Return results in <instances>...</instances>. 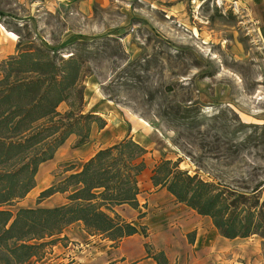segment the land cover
Masks as SVG:
<instances>
[{
	"label": "rangeland",
	"instance_id": "obj_1",
	"mask_svg": "<svg viewBox=\"0 0 264 264\" xmlns=\"http://www.w3.org/2000/svg\"><path fill=\"white\" fill-rule=\"evenodd\" d=\"M59 1L46 7L35 0H0V24L16 41L0 68L3 59L30 46L83 58V110L95 109L108 125L93 123L79 158L130 135L147 149L140 181L161 158L179 159L190 173L253 196L264 212V0ZM5 34L0 28L1 43ZM66 107L61 102L57 109ZM70 140L67 149L79 146L78 135ZM80 159L59 161L53 181L65 168L77 169ZM152 204L166 232L175 235L170 247L178 262L196 237L178 227L196 211L169 193ZM198 216L206 234H220L209 215ZM144 225L147 235L136 236L148 251L160 250L147 239L151 225ZM92 235L69 249L64 236L21 264H139L144 257L136 250L125 259L120 248L128 237L112 244ZM92 239L93 246L79 251ZM223 239L219 250L197 258L189 253L186 264H264L260 233Z\"/></svg>",
	"mask_w": 264,
	"mask_h": 264
},
{
	"label": "trees",
	"instance_id": "obj_2",
	"mask_svg": "<svg viewBox=\"0 0 264 264\" xmlns=\"http://www.w3.org/2000/svg\"><path fill=\"white\" fill-rule=\"evenodd\" d=\"M82 64L83 58L74 52L64 57L41 46L20 48L1 62L0 264H21L41 256L46 246L66 236L61 234L64 227L76 220L87 232L101 234L112 244L136 232L147 235L144 224L115 209L123 203L139 204L138 175L145 168L147 149L130 135L99 147L79 169L37 195L38 201L56 191L66 192L64 203L10 207L35 185L39 164L52 158L70 134L78 135L76 145H81L93 123L105 126L106 120L95 109L83 110ZM61 102L67 106L62 111L57 109ZM150 178L178 201L209 215L222 235L264 237V212L253 196L190 173L179 159L161 158L151 168ZM143 215L145 211L137 214ZM145 249L157 264H169L163 250Z\"/></svg>",
	"mask_w": 264,
	"mask_h": 264
},
{
	"label": "crops",
	"instance_id": "obj_3",
	"mask_svg": "<svg viewBox=\"0 0 264 264\" xmlns=\"http://www.w3.org/2000/svg\"><path fill=\"white\" fill-rule=\"evenodd\" d=\"M35 1H39L44 6H46L50 2H54L55 5L56 3H60L59 0H35ZM67 1H70V0H67ZM73 1H76V0H72V2ZM83 1L86 2L88 0H83ZM0 28L6 33L4 36L6 41L2 40V43L4 44V46H2L1 45L2 43L0 42V46H1L0 47V58H1L7 55L8 53L11 54L12 52L15 51L16 41H15V38H13V36H15V33L13 31L6 29L1 24H0ZM8 49H9V52H7ZM136 124H137V121H136ZM107 125L108 124H106L103 128H100V129H105ZM133 129H135V125ZM70 141L71 140H70V135H69L67 139L57 148L52 158L45 160L39 164L37 173L35 175V185L26 193L24 197H22L21 199L15 202V205L17 207H30V206H36V205L53 206V205L64 203L66 201L64 192L56 191L38 201H37V195L40 190L48 186L53 181V179L55 178V172H53V170H55V168L57 167L59 163L61 162L63 163L64 161H67L68 159H71L74 157H77V159H80L79 155L81 154V149L82 147L87 145V142L75 147L74 149L73 148L67 149V145H69ZM96 149H94L92 152H89L88 155H85L83 159H80V160H82L83 162L85 159L91 156L95 152ZM64 152H67V155H68L67 157L65 156L61 157V155L64 154ZM80 167L81 165L77 169H79ZM73 170H76V169H65L63 170L62 173H64L65 175ZM138 185H139V192L137 194V199L139 202L138 206L132 207L127 203H123L120 205H116L115 209L126 219H132L138 224L145 223V224L151 225V229L153 231H151V234L147 236V239L148 238L149 240L151 239L156 249H163L165 251L167 258L169 259L171 263H176L178 254L177 252L173 251L170 247L171 243L175 242V240H173V238H175V235H173L172 232L170 233L168 231L166 232L167 227L165 228V223L161 222L159 218V215H162V214L160 213L154 214L151 211V207L154 208L152 202L155 200L157 201L160 198V196H166L167 193H169L172 197H175V196H173V194H171L165 187L155 186L152 183L149 175L147 176L146 179H143L142 181L138 179ZM143 204H146V206H144ZM142 211H145V215H143L142 217H138L137 214ZM198 215L203 216L202 214L196 211V214H194V217L192 219H183L182 228L178 227L180 228L179 232L181 234H186L189 231H194L196 232L195 233L196 237H193V239L188 240L189 242L188 250H185L183 255H180L177 264L188 263V259L186 258V256H188L189 253H190V256L197 258L198 256L201 257L202 254H204L205 252H208L214 247L216 250H219L220 247H222V244L224 242L223 238H228L222 235L221 233H220L221 235L216 234V232H214L215 230L213 229H211L212 232H209L208 234H206L207 229L204 228L201 224L197 223L196 221L199 218ZM205 216L207 217V215ZM204 219L205 221H207V218H204ZM175 226H179V225L175 224L170 227L172 228ZM216 229L218 230L217 227ZM61 234H65L69 238V242L67 246L65 247L66 249H69L70 246L73 248V246H75L74 244H76L78 241L82 242L83 240H88L90 239L89 237L93 236L92 234L87 232L81 220H76L68 224L67 226H65ZM136 234L138 235V232L125 236L128 238L125 241V243L121 245L120 252L122 253V255H126L125 259H128L129 257L132 258V254L134 253V251L137 250V253L143 254L144 256L140 260L139 264H157L155 259L152 256H146L145 247L143 246V243L141 242L139 237L136 236ZM237 237H240V236H237ZM94 241L95 240L92 239L90 241L85 242V245H83L84 247L80 249L79 251L81 252L87 251L89 247L93 246ZM108 241L110 242V240ZM76 257L79 258L78 253ZM78 260H80V258Z\"/></svg>",
	"mask_w": 264,
	"mask_h": 264
}]
</instances>
